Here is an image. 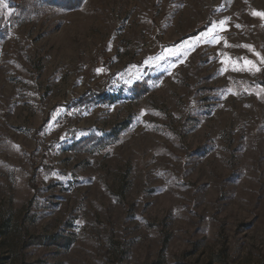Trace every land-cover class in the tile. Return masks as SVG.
I'll use <instances>...</instances> for the list:
<instances>
[{"label":"rangeland","instance_id":"1","mask_svg":"<svg viewBox=\"0 0 264 264\" xmlns=\"http://www.w3.org/2000/svg\"><path fill=\"white\" fill-rule=\"evenodd\" d=\"M254 11L264 0H85L16 21L0 6V264H264ZM110 75L109 99L62 105Z\"/></svg>","mask_w":264,"mask_h":264},{"label":"trees","instance_id":"2","mask_svg":"<svg viewBox=\"0 0 264 264\" xmlns=\"http://www.w3.org/2000/svg\"><path fill=\"white\" fill-rule=\"evenodd\" d=\"M85 0H4V2L7 4V7L11 9L10 12V18L16 21L17 19H20L22 15L28 14L31 11H35L36 13L42 9H44L45 6H52V7H59V8H65V9H76L80 7V5ZM3 18L0 19V21ZM2 22H0L1 24ZM7 32L6 28L0 25V35L3 36ZM112 79V75H110L109 80L106 82V86L101 91H96V89H87V91L84 92L80 97L74 98L71 101H68L66 103H63L62 105L65 107H91L95 103H98L99 101H105L111 97L109 93H106L105 89L108 84H110ZM143 81L135 82L133 85V88L137 89H143ZM82 141L76 144V146H79ZM50 148V145H45L44 149L48 150ZM60 239H63L60 238Z\"/></svg>","mask_w":264,"mask_h":264},{"label":"snow or ice","instance_id":"3","mask_svg":"<svg viewBox=\"0 0 264 264\" xmlns=\"http://www.w3.org/2000/svg\"><path fill=\"white\" fill-rule=\"evenodd\" d=\"M0 6H2V7H7V4L4 2V0H0ZM253 14L254 15H259V16H261V17H264V13H262V12H253ZM238 27H239V25H238ZM244 47H251V46H248V45H244ZM172 54H175V53H172ZM257 55H259V53H257ZM247 63H249V64H251L252 62L251 61H247Z\"/></svg>","mask_w":264,"mask_h":264}]
</instances>
